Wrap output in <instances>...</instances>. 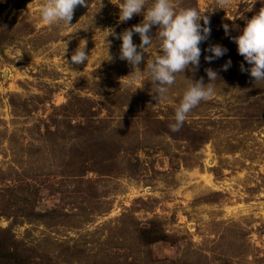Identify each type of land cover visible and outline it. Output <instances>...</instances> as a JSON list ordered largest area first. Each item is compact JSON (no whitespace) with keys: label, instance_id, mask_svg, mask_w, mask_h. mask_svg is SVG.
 <instances>
[{"label":"rangeland","instance_id":"obj_1","mask_svg":"<svg viewBox=\"0 0 264 264\" xmlns=\"http://www.w3.org/2000/svg\"><path fill=\"white\" fill-rule=\"evenodd\" d=\"M44 2L0 0V230L15 236L10 248L32 264H264V80L240 71L250 66L229 38L262 0H172L207 16L211 31L199 65L177 73L158 101L148 75L123 85L132 67L103 31L118 36L143 13L118 22L122 0H85L70 25L44 24ZM216 43L227 52L206 61ZM158 44L143 53L141 71ZM79 45L89 60L75 65ZM206 68L218 75L213 95L171 131L187 86L209 82ZM82 113L99 121L74 128ZM103 146L114 158L97 160ZM89 147L91 170L69 176ZM149 227L168 240L146 243Z\"/></svg>","mask_w":264,"mask_h":264},{"label":"clouds","instance_id":"obj_2","mask_svg":"<svg viewBox=\"0 0 264 264\" xmlns=\"http://www.w3.org/2000/svg\"><path fill=\"white\" fill-rule=\"evenodd\" d=\"M264 3V0H262ZM85 0H45L39 8V20L44 24L63 23L70 25L73 9L77 5L83 6ZM118 22L129 20L134 14L143 13L140 23L132 25L117 34L111 28H106V37L112 35L121 41L119 59L126 61L132 71L125 77H130L123 85L130 87L141 81L145 75L150 77L154 84V99H165L168 87L174 83L177 73L184 72L189 64L198 66L201 48L199 45L208 39L210 35L209 19L192 7L175 8L172 0H151L146 6V0H122L118 5ZM203 20V25L200 21ZM152 26H157L156 37L150 35ZM225 35L229 34V26L222 25ZM138 34L139 45L133 43V34ZM105 37V39H106ZM237 46V53L243 57V61L250 67L245 69L244 63L240 64V71H247L255 81L264 80V6L251 19L246 21L239 35L229 37ZM154 41H158V53L150 62L146 63L143 71L138 65L143 53H148V48ZM147 46V47H146ZM139 49V50H138ZM211 55H206V61L219 58L227 52V48L219 43L210 45L204 49ZM111 59V57H110ZM71 63L79 65L89 60L85 47L80 45L70 57ZM231 66V60L222 65L223 70ZM209 82L203 83L197 80L189 84L180 99L174 112V123L169 125L171 131H178L186 119L189 111L200 101L213 95L212 82L218 77L211 68L205 69Z\"/></svg>","mask_w":264,"mask_h":264},{"label":"trees","instance_id":"obj_3","mask_svg":"<svg viewBox=\"0 0 264 264\" xmlns=\"http://www.w3.org/2000/svg\"><path fill=\"white\" fill-rule=\"evenodd\" d=\"M1 42L3 43V40H1ZM81 116H82L81 117L82 122H80L81 121V119H80V121H79L80 123L78 122L76 124H71V123H69V124H71L72 126H74V128H77V129H85V128H91V127L93 128L94 125H95V123L99 121V120L98 121L93 120V118L90 115H87L86 113H82ZM193 130H191L189 132L191 134H193L194 137L199 138L202 141L207 140L208 135H206L205 132H201L200 133V131L195 132ZM195 130H197V129H195ZM47 132H50V130H47ZM78 142L81 143L83 141H78ZM89 144L90 143H88L87 146H89ZM99 148H101V147H98L97 148V151L94 152L93 150L96 149L95 144L94 143L91 144V149H93L92 150L93 151V154L95 155V153H97L99 155V158L97 160H103V159H105V157H106L107 154L111 155L112 157L116 155V152H114L112 150H108L105 146H103V149L102 150H103L104 156H101L100 153H99L101 149H99ZM80 149H81V147H80ZM85 149L87 151H84L82 153L84 154V161H83V163L86 164V165L82 169L80 167V169H79V171H77V173L71 174L69 176H74V177L82 176L83 177L87 171L91 170V169H87V166H89L91 168V165L89 164V160H92V158H90V155L89 154L90 153L92 154V151H91L90 147L89 148H85ZM144 233H146L145 236L148 238L147 241H146V243H148V244H152V243H156V242H159V241H167L168 240L167 239V235L165 233H163V232L162 233H155L154 235L151 236V234H153V229L150 228V227L147 228V229H145L144 230ZM9 243H17L16 242V239H15V236L12 233H10L9 230L1 229L0 230V258L5 257L8 262L14 263V264H32L31 262L26 261V260H24L21 257H18V254L15 253L12 250V247L10 248Z\"/></svg>","mask_w":264,"mask_h":264}]
</instances>
